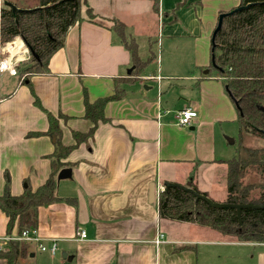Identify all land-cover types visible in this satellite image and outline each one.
I'll return each mask as SVG.
<instances>
[{
  "label": "crops",
  "instance_id": "obj_1",
  "mask_svg": "<svg viewBox=\"0 0 264 264\" xmlns=\"http://www.w3.org/2000/svg\"><path fill=\"white\" fill-rule=\"evenodd\" d=\"M237 6L239 0H81V19L68 28L44 73H19L30 58L20 37L8 41L18 46L13 54L8 42L1 45L4 55H13L16 73L0 72V195L6 184L16 196L35 190L51 172L55 137L45 133L48 118L30 86L57 117L63 145L74 143L73 131L92 125L84 117L85 92L92 102L113 94L116 82L123 89L104 106L108 120L64 158L71 176L57 179L62 168L56 173L58 200L38 207L37 226L26 229H34V237L21 240L27 253L16 264H264V241L225 238L158 212L166 182L189 181L208 197L226 198L224 160L234 157L227 147L234 134L225 127L238 124V111L221 76L210 74L209 40L219 13ZM115 21L136 42L145 62L139 70ZM138 34L147 39L145 56ZM145 81L152 87H142ZM186 107L197 115L180 126L175 115ZM7 220L0 209V238L19 234L17 220L6 232Z\"/></svg>",
  "mask_w": 264,
  "mask_h": 264
},
{
  "label": "trees",
  "instance_id": "obj_2",
  "mask_svg": "<svg viewBox=\"0 0 264 264\" xmlns=\"http://www.w3.org/2000/svg\"><path fill=\"white\" fill-rule=\"evenodd\" d=\"M35 1V6H22L18 0H3L0 5V45L18 36L30 53L26 66L19 70L20 74L48 72L50 56L63 46L68 28L81 19V0ZM247 3H250L247 8L225 16L221 27L213 37L211 35L209 66L221 76L238 111V155L224 160L227 167L226 198L222 202L263 205L264 145L248 144L246 139L248 136L264 138V0H239V5ZM89 17L93 18V15L89 13ZM113 29L130 51L133 68L139 70L145 62L137 55L136 42L128 41L123 23L115 21ZM30 88L34 104L47 115L45 133L55 137L54 150L49 155L51 172L35 190L27 187L17 196L12 195L9 186L5 185L0 195V209L8 218L7 233L11 232L16 220L19 234L37 226L38 207L58 200L54 192L56 173L68 165L64 158L80 142L93 135L99 121L108 120L104 115L105 104L123 94L118 82L113 94L92 102L85 92L84 117L92 125L85 132L73 131L74 143L63 145L57 117L40 104ZM192 188L207 195L193 184ZM158 212L161 218L207 226L225 238L264 241L263 207L241 209L239 221L234 208H215L185 189L168 186L159 195ZM26 253L25 241L11 240L7 249L0 250V259L5 264H16Z\"/></svg>",
  "mask_w": 264,
  "mask_h": 264
},
{
  "label": "water",
  "instance_id": "obj_3",
  "mask_svg": "<svg viewBox=\"0 0 264 264\" xmlns=\"http://www.w3.org/2000/svg\"><path fill=\"white\" fill-rule=\"evenodd\" d=\"M249 5H250V3L244 4V5H239V6L233 8V9H231L229 11L219 13L218 18H217V24L215 26V29L213 30L212 37L214 36L216 31L221 27L222 20H223V18L225 16L230 15V14H232V13H234V12L240 10V9L247 8ZM11 7L15 8L14 5H12ZM226 90H227V87H226ZM229 95H230V93H229ZM235 104H236V101H235ZM70 176H71V169L68 168V167H65V168H62L58 172L57 179H62V178L70 177ZM165 186L166 187L172 186V187H178V188H181V189H185V190L193 193L195 195L196 199L200 198V199L204 200L207 204H209L210 206L215 207V208H234V209H236V213H237V217H238L239 221H240V210L241 209H243V208H258V207H263L264 208V204L263 205L248 204V203H244V204L236 203V204H234V203L214 201L210 197H208L207 195L199 193L195 189H193L191 187V182H189V181L186 182V184H179V183H174V182H166ZM149 193H150L151 196H153V193H154L153 185L151 186Z\"/></svg>",
  "mask_w": 264,
  "mask_h": 264
},
{
  "label": "built area",
  "instance_id": "obj_4",
  "mask_svg": "<svg viewBox=\"0 0 264 264\" xmlns=\"http://www.w3.org/2000/svg\"><path fill=\"white\" fill-rule=\"evenodd\" d=\"M1 1V0H0ZM1 5V3H0ZM4 47L0 45V72L8 70L10 72L16 73V61H13V55H4ZM197 112L190 108L186 107L177 111L175 115L176 123L180 126H189L192 123L194 117H196ZM35 234L34 229L25 230L22 233L14 236H6V238H0V250L3 249L4 243L9 240H31ZM80 237H85L84 230L79 231ZM42 250H46L45 246H41ZM50 251L55 252V245H51Z\"/></svg>",
  "mask_w": 264,
  "mask_h": 264
},
{
  "label": "rangeland",
  "instance_id": "obj_5",
  "mask_svg": "<svg viewBox=\"0 0 264 264\" xmlns=\"http://www.w3.org/2000/svg\"><path fill=\"white\" fill-rule=\"evenodd\" d=\"M27 2H28V0H24L23 2H21V0H20L19 4H22V3L23 4H26ZM34 2L36 3V1H34ZM0 3L2 5L3 4V0H1ZM28 6H31V5H28ZM150 27H151V17H149V26H148V28L150 29ZM138 40L140 41V44H141L140 53H142L143 56H145V54L147 52V39L144 41L142 39V35L138 34ZM209 44H210V40H209ZM1 45H3V44H1ZM28 60H29V58L26 59L25 62L28 61ZM151 67H154L155 68V66H153V64L151 65ZM210 74H216V71H215L214 68L211 69ZM144 83L145 84H142V87H143V85H147V86H151L152 87V85H151V83H149V81H145ZM225 128H226V130L228 132H231V134H234V135H228L229 137L234 138L233 139L234 141L232 143H227L226 142L227 143V147H228V152H229L228 153V156H237L238 155V150H237V148H238V124H237V121L228 122L226 124V127ZM246 142L248 144H252V145L253 144H255V145L256 144H262V145H264V138H255V137H252V136H248L247 139H246ZM225 194H226V192L223 193L222 196L225 197ZM219 198H220V196H219ZM211 199L214 200V201H217V202H222L218 198L217 199H215V198L213 199V197H212Z\"/></svg>",
  "mask_w": 264,
  "mask_h": 264
},
{
  "label": "bare ground",
  "instance_id": "obj_6",
  "mask_svg": "<svg viewBox=\"0 0 264 264\" xmlns=\"http://www.w3.org/2000/svg\"><path fill=\"white\" fill-rule=\"evenodd\" d=\"M15 41H16V40H15ZM19 44H20V43H19ZM21 47H24V46H21ZM7 48H8V50H10L11 53L13 54V53L15 52V50L18 49V46H16V42H9V43L7 44Z\"/></svg>",
  "mask_w": 264,
  "mask_h": 264
}]
</instances>
